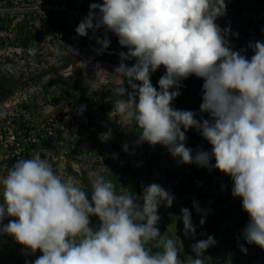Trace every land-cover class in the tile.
Here are the masks:
<instances>
[{
  "label": "clouds",
  "instance_id": "obj_1",
  "mask_svg": "<svg viewBox=\"0 0 264 264\" xmlns=\"http://www.w3.org/2000/svg\"><path fill=\"white\" fill-rule=\"evenodd\" d=\"M225 14V0H103L89 5L75 31L86 37L89 30L103 28L105 38H96L102 49L109 47L108 32L118 37L128 51L119 54L112 73L122 80L113 89L118 98L112 112L137 128V145H162L180 163L229 176L231 194L249 216L242 237L264 249V42H249L250 59L246 50H234L230 28L216 23ZM133 59L132 66L125 63ZM161 66L165 74L157 88L150 76ZM193 75L204 81L200 112L207 119L172 107L181 81ZM189 129L197 130L211 150L187 147ZM99 138L110 140L111 130ZM123 148L127 151L128 144ZM2 185L0 234L31 254L39 250L42 255L31 264H204V253L216 243L209 235L191 245L194 258L180 259L176 241L158 228L159 208H170L175 199L158 183L142 185L141 194L118 193L111 180L97 175L89 193L37 155L18 160ZM191 215L181 209L190 239L196 234Z\"/></svg>",
  "mask_w": 264,
  "mask_h": 264
},
{
  "label": "rangeland",
  "instance_id": "obj_2",
  "mask_svg": "<svg viewBox=\"0 0 264 264\" xmlns=\"http://www.w3.org/2000/svg\"><path fill=\"white\" fill-rule=\"evenodd\" d=\"M94 2L103 0H0V113H5L0 116V203L2 180L9 170L18 160L39 155L52 164L54 173L71 178L89 193L97 175L111 180L118 193L141 194L142 185L160 184L175 199L170 208H159L158 228L176 241L182 261L194 258L191 245L210 235L216 243L204 253V264H264V249L242 237L249 216L241 199L231 194V178L214 168L180 163L162 145H137V128L123 124L112 112L118 98L113 89L122 83L112 73L120 63L119 54L128 49L111 32L109 47L102 49L96 38H105L103 28L89 30L86 37L76 33ZM225 3L226 14L216 23L230 28L231 47L246 50L250 59L249 42H264V0ZM64 45L80 54L77 61L64 65L71 54ZM125 63L132 66L135 60ZM164 74L163 66L151 74L154 87ZM203 83L194 75L182 80L172 107L207 119L200 112ZM109 130L112 138L102 142L100 134ZM186 137V146L194 152L211 150L197 130L189 129ZM182 208L191 211L196 226L191 239L184 235ZM96 222L93 217L92 223ZM40 255L39 250L31 254L11 236L0 234V264H31Z\"/></svg>",
  "mask_w": 264,
  "mask_h": 264
},
{
  "label": "trees",
  "instance_id": "obj_3",
  "mask_svg": "<svg viewBox=\"0 0 264 264\" xmlns=\"http://www.w3.org/2000/svg\"><path fill=\"white\" fill-rule=\"evenodd\" d=\"M79 57H80V54L78 52L77 54L71 53L69 57L65 60L64 65L77 61ZM150 79H151V76H150Z\"/></svg>",
  "mask_w": 264,
  "mask_h": 264
}]
</instances>
